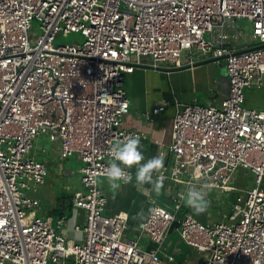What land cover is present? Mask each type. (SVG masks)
<instances>
[{"label":"built area","instance_id":"1","mask_svg":"<svg viewBox=\"0 0 264 264\" xmlns=\"http://www.w3.org/2000/svg\"><path fill=\"white\" fill-rule=\"evenodd\" d=\"M237 19L250 22L249 35ZM72 31L83 39L57 42ZM206 59L226 62L229 92L220 103L182 104L156 178L168 193L178 182L234 191L231 211L212 222L178 216L184 188L174 207L153 204L130 236L129 212L106 213L98 182L111 146L143 137L124 125L126 78L138 65L171 69ZM263 81L264 0H0V264H164L160 250L176 221L209 264H264V108L246 102V91ZM40 135L62 158L83 162L85 189L72 197L85 211L75 223L80 241L65 234V215L51 221L38 213L43 205L31 192L48 174L31 152ZM240 168L253 174L241 189ZM144 236L156 247L144 248Z\"/></svg>","mask_w":264,"mask_h":264},{"label":"crops","instance_id":"2","mask_svg":"<svg viewBox=\"0 0 264 264\" xmlns=\"http://www.w3.org/2000/svg\"><path fill=\"white\" fill-rule=\"evenodd\" d=\"M236 21L241 26L245 25L242 19ZM249 26V31H245L246 35H249L251 30L250 22ZM124 87L131 100L130 111L124 117V125L143 133L141 150L145 156L144 162L152 157L160 156L163 158L164 164L169 161V157L161 156L160 151L166 148L172 140L173 120L177 110L182 104L188 102L220 103L229 92V77L224 63H217L213 59L200 60L194 65L186 64L171 69L138 65L127 76ZM166 100L169 102L166 109L156 114L154 119H149L147 115L151 113L152 108ZM246 102L251 106L264 108V81L261 86L253 85L246 91ZM131 170L133 171L132 182L122 184L115 196L106 181L104 183L99 182V184L108 197L106 213H116L121 210L128 211L127 233L133 236L137 231L136 227L146 217L153 204L160 203L174 207V194L180 189L187 188V184L185 182L172 184L171 192L168 193V187L166 188V183L163 182L162 189L156 192L153 184L137 186L135 166ZM239 176L240 173H236L234 183ZM101 179H103L102 175L99 176V180ZM156 179V173H154L153 180ZM238 182L241 185L235 184L239 186V189L249 186L243 176L238 179ZM196 185L197 187L201 186ZM206 191L207 200L210 202L206 212L197 215L183 201L178 216L185 212H192L198 219L205 222L223 219L224 214L231 211L236 192L228 193L211 186ZM74 192L70 193V198L63 200L67 203L63 204L64 206H75L72 198ZM229 194L231 197L227 200ZM228 204L229 208L227 210L225 205ZM74 208L76 209L74 218L76 216L77 221H82L85 211L76 206ZM42 209L46 210L44 205ZM50 210H47V212H50ZM141 210H143L144 216L138 220L136 214ZM53 214L50 215L53 216ZM176 225L177 221L169 229L160 250L164 264H209L199 251L181 238ZM140 242L147 249L154 248L157 245L147 236L142 237ZM170 255L174 256L172 260L169 259Z\"/></svg>","mask_w":264,"mask_h":264},{"label":"rangeland","instance_id":"3","mask_svg":"<svg viewBox=\"0 0 264 264\" xmlns=\"http://www.w3.org/2000/svg\"><path fill=\"white\" fill-rule=\"evenodd\" d=\"M242 22H245V25L243 24L242 26L244 31H249V21L242 19ZM82 39L83 36L80 32L72 31L66 34H60L57 42H72L74 40ZM222 63H224L226 68V62L223 60ZM31 152L43 159L48 167V174L45 182L43 184H35L37 186V190L32 191L31 193L39 197L42 205L46 208V210L38 209V213L48 216L51 221H55L59 215L54 213L53 217L50 215V212H47V210L53 209V207L61 201V196H65V198L68 199L70 198V193L75 190L85 189V186L81 181V173L79 171L83 162L76 156V154L67 158H62L54 146V143L46 135H40L34 138ZM70 170L73 171L71 172ZM238 173H240L239 178L243 176L248 185L253 183V174L250 170L240 168ZM239 178L235 181L237 185H241L240 182H238ZM229 197H231L230 194L227 196V200L230 199ZM225 206L226 209L229 208V204ZM74 207L75 206H64L63 208L64 215L67 218L63 230L65 233L67 232L69 234H66L69 238H74L77 241H80L82 239L83 232L82 230H77L75 228L77 220L75 219L76 216L74 218L76 212Z\"/></svg>","mask_w":264,"mask_h":264},{"label":"clouds","instance_id":"4","mask_svg":"<svg viewBox=\"0 0 264 264\" xmlns=\"http://www.w3.org/2000/svg\"><path fill=\"white\" fill-rule=\"evenodd\" d=\"M141 148V137L139 135L129 136L125 140L117 141L111 146L109 150L111 159L108 161V166L102 173L103 179L98 182L104 183L106 181L114 196L122 184L132 182L133 175L127 169H132L134 166L136 168L135 181L137 186L153 184L156 192L162 189L163 177H158L156 180H153V174L159 173L163 168V158L155 156L144 162L145 156ZM194 179L198 180L199 177L194 176ZM209 187L207 184L197 187L196 184L189 183L186 191L181 194V199L195 214H202L209 207L210 202L207 200L206 191ZM149 212H154V210L150 209ZM143 216L144 212L141 210L136 214V219L139 220ZM140 227H143V224Z\"/></svg>","mask_w":264,"mask_h":264},{"label":"trees","instance_id":"5","mask_svg":"<svg viewBox=\"0 0 264 264\" xmlns=\"http://www.w3.org/2000/svg\"><path fill=\"white\" fill-rule=\"evenodd\" d=\"M63 200H65V196H63L61 201H59L58 204L53 209L50 210V213H56V214L59 215V217L64 215V209L63 208H64V205L67 204V203H66V201L63 202Z\"/></svg>","mask_w":264,"mask_h":264}]
</instances>
